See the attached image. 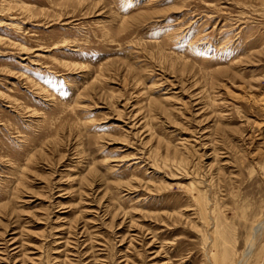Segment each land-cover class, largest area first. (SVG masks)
I'll use <instances>...</instances> for the list:
<instances>
[{"label":"rangeland","instance_id":"obj_1","mask_svg":"<svg viewBox=\"0 0 264 264\" xmlns=\"http://www.w3.org/2000/svg\"><path fill=\"white\" fill-rule=\"evenodd\" d=\"M214 258L264 264V0H0V264Z\"/></svg>","mask_w":264,"mask_h":264},{"label":"bare ground","instance_id":"obj_2","mask_svg":"<svg viewBox=\"0 0 264 264\" xmlns=\"http://www.w3.org/2000/svg\"><path fill=\"white\" fill-rule=\"evenodd\" d=\"M205 211H206V210H205ZM215 257H216V256H215ZM224 259H225V258H224ZM224 259H223V258H222V259H217V258L215 259V258H214V261H215L214 263H215V264H218V263H224V262H225Z\"/></svg>","mask_w":264,"mask_h":264}]
</instances>
